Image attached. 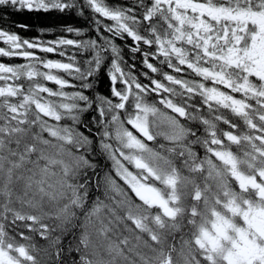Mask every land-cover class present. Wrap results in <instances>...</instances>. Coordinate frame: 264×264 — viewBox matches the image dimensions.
Here are the masks:
<instances>
[{"label":"snow or ice","instance_id":"1","mask_svg":"<svg viewBox=\"0 0 264 264\" xmlns=\"http://www.w3.org/2000/svg\"><path fill=\"white\" fill-rule=\"evenodd\" d=\"M25 11L81 25L26 38ZM0 21V264H264V0Z\"/></svg>","mask_w":264,"mask_h":264},{"label":"trees","instance_id":"2","mask_svg":"<svg viewBox=\"0 0 264 264\" xmlns=\"http://www.w3.org/2000/svg\"><path fill=\"white\" fill-rule=\"evenodd\" d=\"M11 21H15L16 23H22V24H27L29 26L28 31H23L19 28H16L14 25L13 27L16 32H18L21 36L24 37H38L41 35L40 29H50V33H45L44 34V39H53L55 36L60 35L61 33L59 32V29L62 25H67V24H72L74 26H80L81 21L77 19L76 17L72 15H61L56 12H51V13H29L27 11L23 13L16 14L15 16H12L10 18L9 24ZM3 26H8L4 22L0 21ZM69 38H71L69 36ZM49 58L57 59V56H54L52 54H49ZM0 61L5 62V63H20L22 62L21 60L18 59H13V60H8L7 58H0ZM102 91L107 92V88L103 87Z\"/></svg>","mask_w":264,"mask_h":264},{"label":"flooded vegetation","instance_id":"3","mask_svg":"<svg viewBox=\"0 0 264 264\" xmlns=\"http://www.w3.org/2000/svg\"><path fill=\"white\" fill-rule=\"evenodd\" d=\"M0 26H3L2 23H0ZM11 30H12V31H16V30L13 29V27H11ZM23 37H24V36H23ZM26 38H29V37H26ZM42 38L44 39V37H42ZM0 46H3V45H0ZM57 59H59V57H58Z\"/></svg>","mask_w":264,"mask_h":264}]
</instances>
